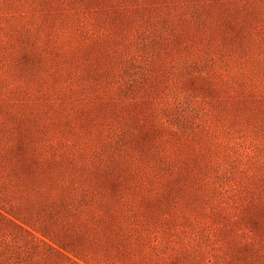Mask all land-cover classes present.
<instances>
[{"label":"rangeland","instance_id":"1","mask_svg":"<svg viewBox=\"0 0 264 264\" xmlns=\"http://www.w3.org/2000/svg\"><path fill=\"white\" fill-rule=\"evenodd\" d=\"M0 264H264V0H0Z\"/></svg>","mask_w":264,"mask_h":264}]
</instances>
